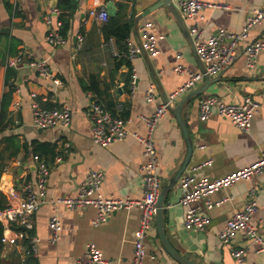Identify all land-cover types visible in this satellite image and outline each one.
Wrapping results in <instances>:
<instances>
[{"label": "crops", "instance_id": "0c3cea01", "mask_svg": "<svg viewBox=\"0 0 264 264\" xmlns=\"http://www.w3.org/2000/svg\"><path fill=\"white\" fill-rule=\"evenodd\" d=\"M158 1L76 0V6L67 12L70 28L64 35L66 44L52 46L46 40L47 27L43 19L51 7L48 0H0V103L7 91L6 61L20 50L29 52L35 58L46 59L53 73L52 78H43L33 69H16L17 87L0 135V138L13 136L19 144L18 152L12 156L10 153L16 146L8 149L4 142L0 143V191L7 197L6 206L11 199L17 202L22 198L25 180H31L37 190L35 147L55 143L59 151L66 141L71 142L72 146L61 162L54 163L52 156L47 157L51 167L50 179L45 196H39V199L74 196L91 169H99L104 173L101 188L104 196L142 197L144 184L140 168L145 156L134 134H145L144 118L164 101L163 94L170 95L188 79L187 73L175 70L179 63L194 71H203L205 68L195 50L191 26L199 24L204 29L205 38L219 29L240 31L248 17L264 6V0H205L228 4L229 8H208L195 17H189L182 13L174 0L179 9L178 17L166 6H161L140 20L137 35L134 32L135 17ZM109 2L114 3L116 15L120 13L126 20H132L130 38L133 42H139L141 26L146 23H150L153 34L161 37L160 54L149 57L157 80L145 55L116 58L112 47L106 44L105 23L88 18L91 8L108 9ZM86 18L87 21H84ZM78 33H83L84 39L81 48L76 51ZM113 39L115 48L120 51L116 39ZM257 39H264V21L255 25L248 34V42ZM246 43L239 45L234 62L225 71L211 76L220 80L211 84L207 92L194 98L185 107L186 121L194 140V151L187 172L210 178L223 176L257 160L264 152V51L259 54L256 66L251 68L246 62ZM178 54L182 55L180 59ZM19 77L21 81L17 80ZM134 77L135 87L131 82ZM151 87L157 95L154 102L146 99V92ZM33 93L43 107L70 106L71 126L35 127L31 107ZM209 95H215L227 103L243 101L246 96L258 101L261 107L252 118L251 130L244 132L230 119L218 114L205 122L200 121L199 102ZM94 100L105 107L110 103L121 107V115L125 117L129 132L123 140L108 146L93 141L87 107ZM13 101H19L21 108L10 113ZM155 143L159 158L158 172L166 182L180 167L186 155L181 128L171 111L158 123ZM209 159L212 160L211 165L195 169ZM252 186L258 188L259 204L252 223L264 235V172L252 180H241L213 192L210 196L213 201L224 199V202L207 212L210 222L204 231L185 227L186 206L180 201L183 192L178 182L165 199V229L172 245L181 253L201 256L209 264H240L232 256L235 248H246L243 264L254 261L264 263V256L257 252V245L243 231L237 232L229 244L222 243L218 238L225 222L241 210L249 199ZM12 190L16 194L13 198L10 195ZM54 213H57L62 223V230L60 238L51 243L49 223ZM97 217L98 210L94 207L69 209L60 205L54 210L49 203H43L34 214V233L40 239L37 255L33 256L34 261L29 264H76L78 259L86 257L90 244H94L114 263L130 261L134 253L135 234L140 225V209L133 207L115 211L107 221L94 225L93 221ZM146 246L144 264H178L163 250L156 229L147 239ZM14 249L4 245L0 256L2 264L14 262ZM15 260L25 264L27 258Z\"/></svg>", "mask_w": 264, "mask_h": 264}, {"label": "built area", "instance_id": "2783aa9c", "mask_svg": "<svg viewBox=\"0 0 264 264\" xmlns=\"http://www.w3.org/2000/svg\"><path fill=\"white\" fill-rule=\"evenodd\" d=\"M125 2L126 0H119ZM182 13L189 17H195L208 8L228 9L229 5L218 2H209L205 0H175ZM61 11L57 7H50L49 11L43 16L47 27L46 40L52 46L65 45L66 37L61 33L63 22L60 19ZM94 18L99 22L107 23L110 20V13L106 8H91L88 12V18ZM84 21H87V19ZM264 21V6L255 10L247 19L240 31H228L219 29L209 37H204V29L195 23L190 28L193 43L197 55L205 64L204 71H194L186 68L182 64L175 67L177 72L187 73L188 79L179 88L168 95L167 101H162L156 105L153 112L146 116V132L143 135L134 134L142 146L145 162L140 168L143 176L144 192L140 198L131 197H106L102 193V184L104 173L99 169H91L87 172L84 181L79 185L77 193L74 196H59L50 200L39 199L44 197L49 179L51 167L50 164L39 155H34L36 162V186L31 180H25L22 184L23 196L17 202L10 203L0 208V223L4 226V233L1 242L16 248L21 255H37L39 246V237L34 233V214L43 203H49L56 210L57 206H66L69 209H81L94 207L98 210V217L93 221L94 225H99L108 220V218L118 210H129L138 207L141 211L140 225L136 231L134 239V253L130 261H118L114 263L106 258L103 252L94 244H90L85 258H80L76 264H144L147 255V239L155 231V214L157 210V199L163 186V179L159 175V158L155 143V131L161 119L175 107L177 101L186 93L199 85L206 75L216 76L225 71L235 60L239 45L246 43V58L249 67L256 66L258 56L264 51V39L247 41L250 30ZM139 42H133L130 37L126 39L127 50L121 54L115 48L114 39L110 38L107 45L112 47L113 54L116 57L135 58L145 53L149 57H155L160 54L159 39L151 31L150 23L141 26ZM84 34H77L76 51L83 43ZM178 59L182 57L178 54ZM7 68L18 69L25 67L33 69L43 78H52L53 73L46 59L35 58L29 52L20 50L17 54L10 56L6 61ZM133 87L136 84V78L131 80ZM154 87V86H153ZM151 87L146 92V99L154 102L157 98L156 92ZM31 107L33 111V125L37 128H52L62 126L68 128L72 123V109L68 105L53 106L46 108L40 105L35 99V93L32 94ZM261 104L251 96H246L243 101L237 103H227L215 95L204 97L199 102L198 117L205 122L213 115L225 116L244 132H249L252 127V118L258 113ZM21 103L12 102V113L19 110ZM120 111L121 107H117ZM87 114L92 123V139L101 146H108L115 141L123 140L129 133L126 128V120L120 115L114 114L98 101H91L87 107ZM72 144L69 141L63 142L61 150L56 154L54 163L62 161L64 156L70 151ZM209 159L196 166L199 170L206 165H211ZM264 172V152L255 161L243 168L232 171L226 175L210 178L196 172H185L179 184L183 195L181 203L186 206L184 216V225L187 229L204 231L210 222L207 212L215 206H219L224 199L213 201L211 194L221 188L235 185L241 180H252L255 176ZM258 188L252 186L249 190L250 197L245 202L243 208L231 216L219 231L218 238L224 244H229L237 232L243 231L247 237L257 245V252L264 256V235L260 234L252 218L259 210L257 200ZM13 198L16 194L14 190L10 191ZM50 228L52 235L49 239L55 243L60 238L62 223L54 213L50 219ZM232 256L238 263L243 264L246 257V248H235L232 250ZM251 264H264L257 261Z\"/></svg>", "mask_w": 264, "mask_h": 264}, {"label": "water", "instance_id": "95a60500", "mask_svg": "<svg viewBox=\"0 0 264 264\" xmlns=\"http://www.w3.org/2000/svg\"><path fill=\"white\" fill-rule=\"evenodd\" d=\"M51 7H57L58 0H48ZM161 6H166L169 8L172 12H174L178 17V11L177 6L174 4V0H159L155 4H153L148 9L144 10L142 13H139L135 19H134V32L138 35V24L140 20L148 15L153 10H156L160 8ZM108 11L111 16L116 15V8L113 2H109L107 5ZM180 21V18H178ZM148 63L150 70L152 74L154 75L155 79V71L152 65L149 62V56L145 53L144 54ZM205 69V68H204ZM204 69H202L204 71ZM16 71V69H14ZM18 81H21L20 77L17 79ZM220 78H212L210 75L205 76L204 82L197 85L195 88H193L191 91L183 95L176 103L175 107L171 109V112L176 117L178 124L181 128V132L184 138V141L186 143V155L180 165V167L177 169V171L168 179L166 182L163 183V186L160 190V193L158 195L157 199V210L155 214V229L157 231L159 241L161 243V246L163 250L167 253L169 257H171L176 263L178 264H209L204 258L201 256L194 254V253H181L178 251L171 243L169 237L167 236L166 229H165V199L167 194L177 185L179 182L181 176L186 172L190 161L191 156L194 151V140L190 133L187 121H186V114H185V107L188 105L194 98L199 97L200 95L207 92L210 85L219 81ZM164 101H167L168 96L166 94H163ZM36 168V167H35Z\"/></svg>", "mask_w": 264, "mask_h": 264}, {"label": "trees", "instance_id": "16d2710c", "mask_svg": "<svg viewBox=\"0 0 264 264\" xmlns=\"http://www.w3.org/2000/svg\"><path fill=\"white\" fill-rule=\"evenodd\" d=\"M75 2L76 0H59L58 2L57 7L61 10L60 19L63 22V26L61 27L60 31L63 35H65L70 28V20L67 17V12L69 10H72L76 6ZM132 29H133L132 20H126L123 16H121L120 13H118L116 16H111L110 20L104 25V33L106 35V40L109 41L110 38H115L121 54H124L127 50L126 39L130 37V35L132 34L133 32ZM121 57L123 58L124 56ZM16 77L17 74L14 68H7V72L5 76V86L7 88V91L4 92L0 103V135L3 132L4 123L8 118V114H9L8 106L12 101L13 92L17 87L15 83ZM106 108L112 111L114 114L120 115L125 119L123 114L121 115L122 111L121 110L119 111L114 103H110L108 106H106ZM1 142H4L6 144L5 148L8 149H10L13 145L16 146L11 151L10 155L13 156L18 152L19 144L15 141V137L13 136H9V137L4 136L3 138L1 137L0 143ZM34 150H35L34 155H39L40 157L44 158L49 164L50 162L47 160V157L52 156L54 160L56 154L59 152L57 151V145L55 143H53L52 145L39 144L35 147ZM1 160L5 161L6 159L2 158ZM1 170L2 168L0 169V174H1ZM6 201H7V197L0 191V208L6 207ZM3 233H4V226L2 223H0V256L4 248V244L1 242ZM12 253L15 259L27 258L25 264H29L32 261H34L33 259L34 257L32 255L23 256L17 249H14ZM15 259L14 262H12L11 264H20L17 263ZM0 264H2L1 261Z\"/></svg>", "mask_w": 264, "mask_h": 264}]
</instances>
